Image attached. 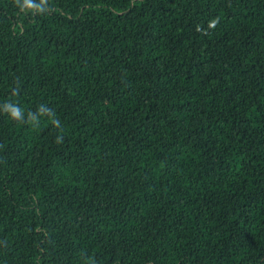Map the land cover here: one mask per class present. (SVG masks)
<instances>
[{"label":"trees","instance_id":"obj_1","mask_svg":"<svg viewBox=\"0 0 264 264\" xmlns=\"http://www.w3.org/2000/svg\"><path fill=\"white\" fill-rule=\"evenodd\" d=\"M15 3L0 264H264V0Z\"/></svg>","mask_w":264,"mask_h":264},{"label":"clouds","instance_id":"obj_2","mask_svg":"<svg viewBox=\"0 0 264 264\" xmlns=\"http://www.w3.org/2000/svg\"><path fill=\"white\" fill-rule=\"evenodd\" d=\"M15 7L21 14L28 16L46 15L49 11L48 0H16ZM0 113L16 123H24L29 119L33 123H38L41 117H47L54 127L60 126V121L53 117L51 109L44 104H41L35 112H26L19 103L7 101L0 104Z\"/></svg>","mask_w":264,"mask_h":264}]
</instances>
